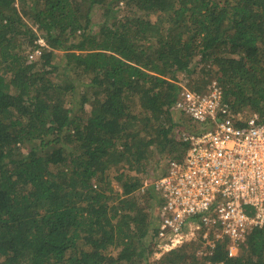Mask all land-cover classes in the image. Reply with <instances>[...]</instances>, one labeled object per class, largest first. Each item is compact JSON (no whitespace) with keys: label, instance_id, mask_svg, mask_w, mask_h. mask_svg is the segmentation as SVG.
<instances>
[{"label":"trees","instance_id":"16d2710c","mask_svg":"<svg viewBox=\"0 0 264 264\" xmlns=\"http://www.w3.org/2000/svg\"><path fill=\"white\" fill-rule=\"evenodd\" d=\"M213 67L237 124L264 121V0H0V264H264V228L236 257L200 237L151 262L160 201L139 174L209 125L174 106Z\"/></svg>","mask_w":264,"mask_h":264},{"label":"built area","instance_id":"2783aa9c","mask_svg":"<svg viewBox=\"0 0 264 264\" xmlns=\"http://www.w3.org/2000/svg\"><path fill=\"white\" fill-rule=\"evenodd\" d=\"M40 55L37 49L29 58ZM174 111L210 127L182 134L186 153L146 185L160 201L156 246L162 255L201 237L210 254L226 241L228 256L236 257L251 232L264 228V121L254 114L239 126L218 81L200 92L182 87Z\"/></svg>","mask_w":264,"mask_h":264},{"label":"rangeland","instance_id":"374dc122","mask_svg":"<svg viewBox=\"0 0 264 264\" xmlns=\"http://www.w3.org/2000/svg\"><path fill=\"white\" fill-rule=\"evenodd\" d=\"M148 17L154 22V21H156L157 15L156 14H150V15H148ZM93 20L96 24H98L102 20V11L100 9H96L93 12ZM97 29H98V27L95 28V31H97ZM37 34L39 35V32H37ZM40 39H42V38H40ZM60 54L61 53H59V55ZM218 77H220V73L218 72V70L216 68L213 67L212 73H211V76L209 79L210 83H212L213 81H217ZM196 78H197V76H194L192 78H186L184 76H180L181 87H186L188 89H191L189 87V85H194L197 82ZM208 86L206 87V89L208 88ZM206 89H204V90H206ZM204 90H202V91H204ZM175 117L178 119L180 117L182 120V127L187 128V125H188L187 117L180 115L179 112L175 113ZM248 117H250L249 113H247V112L243 113L242 118L246 119ZM209 127H210L209 125H204V126L195 125V131L194 132H196V131L198 132L199 130L203 131ZM179 138L181 139V136ZM180 139H179V141H180ZM174 154H176V153H174ZM173 156H175V155H173ZM170 158H172V155L170 153L164 154V153H161L160 151H157V150H152V151L150 150L149 151V153L147 155V159L145 161V165H144L146 172L139 174L140 177L147 180L144 187H147L146 186L147 184L151 185L155 180H157L167 170V165H168V162L170 161ZM157 202H158V200H154V202L151 203V206L153 207V215H155V216H156V212H157V208H158ZM151 249L154 252V254L151 257V262L159 260L160 257H162V256L160 255L158 248L151 247ZM202 252H203V248H201L197 252V255H201Z\"/></svg>","mask_w":264,"mask_h":264},{"label":"crops","instance_id":"0c3cea01","mask_svg":"<svg viewBox=\"0 0 264 264\" xmlns=\"http://www.w3.org/2000/svg\"><path fill=\"white\" fill-rule=\"evenodd\" d=\"M166 172V171H165Z\"/></svg>","mask_w":264,"mask_h":264}]
</instances>
